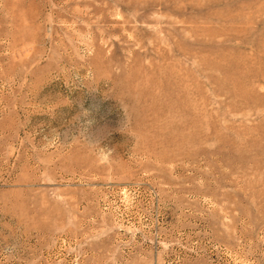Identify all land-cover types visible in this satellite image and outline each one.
Listing matches in <instances>:
<instances>
[{
  "label": "rangeland",
  "instance_id": "374dc122",
  "mask_svg": "<svg viewBox=\"0 0 264 264\" xmlns=\"http://www.w3.org/2000/svg\"><path fill=\"white\" fill-rule=\"evenodd\" d=\"M0 264H264V0H0Z\"/></svg>",
  "mask_w": 264,
  "mask_h": 264
},
{
  "label": "built area",
  "instance_id": "2783aa9c",
  "mask_svg": "<svg viewBox=\"0 0 264 264\" xmlns=\"http://www.w3.org/2000/svg\"><path fill=\"white\" fill-rule=\"evenodd\" d=\"M220 254L223 258L231 259L229 256L230 255L229 252H226L225 250L220 249Z\"/></svg>",
  "mask_w": 264,
  "mask_h": 264
}]
</instances>
